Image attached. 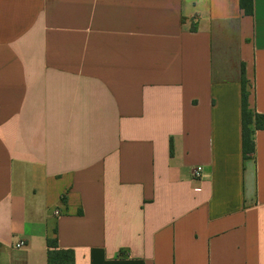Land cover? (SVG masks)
<instances>
[{"label":"crops","instance_id":"crops-1","mask_svg":"<svg viewBox=\"0 0 264 264\" xmlns=\"http://www.w3.org/2000/svg\"><path fill=\"white\" fill-rule=\"evenodd\" d=\"M243 76L264 115V0H0V264L55 229L74 264H264Z\"/></svg>","mask_w":264,"mask_h":264},{"label":"trees","instance_id":"trees-1","mask_svg":"<svg viewBox=\"0 0 264 264\" xmlns=\"http://www.w3.org/2000/svg\"><path fill=\"white\" fill-rule=\"evenodd\" d=\"M240 6L247 15H253V0H240ZM244 75V73H243ZM242 126L244 159L251 158L255 153V143L252 139L254 130H264V115L252 110L249 106V94L245 76L242 80ZM49 264H74L75 255L72 250H61L58 247L57 230L47 240Z\"/></svg>","mask_w":264,"mask_h":264},{"label":"built area","instance_id":"built-area-1","mask_svg":"<svg viewBox=\"0 0 264 264\" xmlns=\"http://www.w3.org/2000/svg\"><path fill=\"white\" fill-rule=\"evenodd\" d=\"M203 173H204V167H198L194 173H193V176H194V179L196 180H202L203 178ZM56 214H59L58 212ZM25 246V242L21 241V242H18L16 244V248H23Z\"/></svg>","mask_w":264,"mask_h":264}]
</instances>
